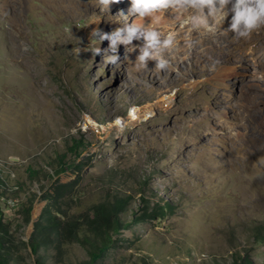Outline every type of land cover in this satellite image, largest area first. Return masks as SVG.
Returning <instances> with one entry per match:
<instances>
[{
	"label": "rangeland",
	"instance_id": "obj_1",
	"mask_svg": "<svg viewBox=\"0 0 264 264\" xmlns=\"http://www.w3.org/2000/svg\"><path fill=\"white\" fill-rule=\"evenodd\" d=\"M128 6L116 0L85 26L95 0H0L1 258L264 264V27L247 39L189 35L165 18L168 69L106 65L108 41L93 55L89 34L121 27ZM110 192L130 196L119 219L131 226L109 229L92 262Z\"/></svg>",
	"mask_w": 264,
	"mask_h": 264
},
{
	"label": "clouds",
	"instance_id": "obj_2",
	"mask_svg": "<svg viewBox=\"0 0 264 264\" xmlns=\"http://www.w3.org/2000/svg\"><path fill=\"white\" fill-rule=\"evenodd\" d=\"M95 2L96 9L87 16L85 26L98 24L116 0ZM128 5L126 12L122 10L117 14L121 18L117 22L121 27L111 32L93 27L89 34V41L93 44L89 50L93 55L101 53L97 45L108 41L103 56L106 65H122L127 60L141 69H150L152 62L160 71L168 69L167 53L176 47V39L173 33L165 34L158 27L165 18L189 35L215 37L231 34L235 38L247 39L255 30L264 27V0H128ZM165 13L170 15L166 17ZM192 43L189 41L188 46L191 47ZM121 46L126 50L123 60ZM137 53L133 62L131 56Z\"/></svg>",
	"mask_w": 264,
	"mask_h": 264
},
{
	"label": "trees",
	"instance_id": "obj_3",
	"mask_svg": "<svg viewBox=\"0 0 264 264\" xmlns=\"http://www.w3.org/2000/svg\"><path fill=\"white\" fill-rule=\"evenodd\" d=\"M144 180H147V179H144ZM143 184L145 185V182ZM130 201L131 199L129 195H126V194L120 195L118 193L110 192L106 198L105 203L101 204L97 208L96 216L94 217L96 218L94 221V225H96L95 227L96 231L94 232V234L92 235L90 239L92 250L88 252L90 261L94 262L98 260L100 256L111 246L112 241L110 240V238H108V236H110L108 235L109 229L112 234L117 235L119 228H130L131 225L119 219V216L121 214H125L127 212L128 203ZM143 209L146 211L147 207L143 206ZM159 214L161 216L166 213L162 211ZM144 216H145L144 213H139L138 218L136 217L132 218L133 223L141 222ZM261 231H264V227L259 230L257 229L255 235L258 238L262 239L263 235ZM0 235H3L4 237V231L1 229V225H0ZM1 250H2V244H0V254H1ZM31 253L32 254L37 253V245L36 246L32 245ZM4 260L5 259L1 258V255H0V264H6ZM234 264H245V262L243 258H240V261Z\"/></svg>",
	"mask_w": 264,
	"mask_h": 264
},
{
	"label": "water",
	"instance_id": "obj_4",
	"mask_svg": "<svg viewBox=\"0 0 264 264\" xmlns=\"http://www.w3.org/2000/svg\"><path fill=\"white\" fill-rule=\"evenodd\" d=\"M87 122H85V120L83 121V126L85 125L86 126Z\"/></svg>",
	"mask_w": 264,
	"mask_h": 264
},
{
	"label": "bare ground",
	"instance_id": "obj_5",
	"mask_svg": "<svg viewBox=\"0 0 264 264\" xmlns=\"http://www.w3.org/2000/svg\"><path fill=\"white\" fill-rule=\"evenodd\" d=\"M253 35V34H252Z\"/></svg>",
	"mask_w": 264,
	"mask_h": 264
}]
</instances>
